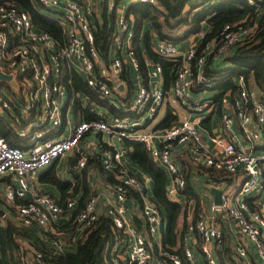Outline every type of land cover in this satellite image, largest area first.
Listing matches in <instances>:
<instances>
[{
	"label": "built area",
	"instance_id": "obj_1",
	"mask_svg": "<svg viewBox=\"0 0 264 264\" xmlns=\"http://www.w3.org/2000/svg\"><path fill=\"white\" fill-rule=\"evenodd\" d=\"M32 1L39 11L57 18L62 37L58 39L36 25L21 2H0V72L6 75L0 76V186L5 200L16 205V223L44 230L40 234L49 242L51 232L58 249H62L65 225L73 236L75 229L83 233L92 228L102 212L95 189L72 216L79 206L77 194L61 203L50 192L39 190L34 179L37 171L69 154L79 155L72 168L79 172L94 156L106 169L116 170L117 181L111 185L104 208L119 230L116 240L108 245V264H184V258L193 263L190 246L179 253L160 242L164 218L148 191L151 177L122 162L128 151L123 142L141 141L169 174V197L177 198L187 182V173L176 157L178 150L187 152L195 165L213 167L207 174L216 188L226 185L221 188L220 203L211 205V217L199 216L189 225L200 238L207 264H219L216 252L227 241L224 226L217 224L220 216L232 237L233 258L246 264L253 245L264 264V210L247 198L264 191V147L256 148L264 145L263 89L249 86L240 75L231 96L222 97L224 132L213 137L218 152L207 145L197 125L199 120L192 115L168 127L155 126L170 96L191 114L215 108L214 96L194 92V81L211 85L203 73L208 60L227 55L253 36L257 23L245 25L243 19L225 24L199 54L193 45L158 40L156 53L175 62L171 94L167 95L160 62L149 70L148 81L139 77L134 89L126 84L123 75L132 67L139 70L140 60L134 46V19L122 10L118 12L116 0L106 1L108 15L116 14L107 50L96 42L97 0ZM139 1L157 4V0ZM238 129L248 147L240 142ZM120 141L122 145H118ZM236 174L244 177L238 190L230 181ZM131 187L143 197L145 229L128 216ZM26 241L29 247H24L30 250L25 264H51L43 250Z\"/></svg>",
	"mask_w": 264,
	"mask_h": 264
},
{
	"label": "trees",
	"instance_id": "obj_2",
	"mask_svg": "<svg viewBox=\"0 0 264 264\" xmlns=\"http://www.w3.org/2000/svg\"><path fill=\"white\" fill-rule=\"evenodd\" d=\"M17 1L21 2L28 9L36 25L49 31L58 39L62 37V28L57 18L39 11L32 0ZM187 2L188 0H157V4L133 2L130 5L128 13H133L135 16L134 46L137 49L140 62H142L143 73L145 74L146 69L139 40L140 29L146 17L151 20L161 38H165L168 35L167 30L178 27L183 28L184 35L202 32V21H206L210 25V28L205 31L202 41L198 45L196 49L197 54L200 53L202 47L208 40L220 34L225 24L240 22L242 19H245L243 22L245 25H253L254 22L257 23L255 34L249 39L244 40L243 43L238 44L227 55L220 56L219 59L212 58L208 60L203 69L204 77L209 82H213V87H218L220 90L216 95L217 101L219 102H221L222 95L227 89L235 90V79L240 75H243L249 86L252 84L251 86H256L257 89H263L264 92V0H254L252 4L247 0H213L210 3L202 2L199 6L195 3L189 9H186ZM103 14L105 22L103 21L104 23L98 26L96 32V42L102 49L107 46L109 41L108 36L113 27H115V16H112L110 26L107 21L105 7L103 8ZM145 37L147 55L154 61L160 62L163 66L165 74L164 85L166 88L170 85L171 79H173V75L170 72L173 66L172 61L157 54L149 42V35L146 34ZM202 83L206 84L207 82L204 81ZM78 84L81 85L80 83ZM199 85L201 83L197 86ZM176 120L177 117L168 112L166 117L156 127H168L174 124ZM127 146L130 159L141 165L153 180V197L161 209L164 208L168 217L167 228L164 231V242L169 245L168 247L166 246L168 249H174L172 246L177 238H179V235H183L189 225L191 223L194 224L199 217V211L201 210L200 195L194 190L187 176L188 174H186V185L180 191L184 193L187 199L190 197L194 198V208L191 212L186 205L182 206L180 202L168 196L167 174L147 151L144 143L128 140ZM78 156V154H74L68 159V170L75 175V183H72L71 180L60 178L56 170V165L47 167L40 175L42 182L51 183L57 187L60 193V197H57V199L61 203H64L69 196L76 195L83 188L79 206L72 211V216L77 215L82 209L83 201L86 198L85 195L90 193V190L88 191L87 169L96 161L94 156L89 157L88 165L79 172L72 169L73 163ZM100 165L107 178L116 182V170L106 169L101 162ZM45 191L55 195L54 191L50 189ZM129 197L133 199L137 210H141L142 212L144 201L139 191L131 187ZM248 201L253 203L252 200L248 199ZM2 202L3 200L0 199V204ZM180 216L183 217V221L181 223V229L178 231L175 228H179ZM2 218L3 216L0 213V264H25L30 249L24 247L22 243L24 239L31 241L35 247L37 246L43 250L50 259L51 264H108L110 260L108 245L113 243L119 235V230L114 225L112 218L105 212H101L95 225L92 228L86 229L76 238L74 241V249H58L52 242L55 237L51 232L48 235L49 242L41 236L44 230L38 227L17 224L16 221L13 222L8 217L5 218L7 221L3 222ZM132 220L140 228H146V222L143 216H133ZM53 250L55 251L53 252ZM175 250L180 251L179 249ZM220 251L222 252L223 264H225L224 259L226 257V259L230 260L231 264H236L229 252L227 243L224 244Z\"/></svg>",
	"mask_w": 264,
	"mask_h": 264
},
{
	"label": "crops",
	"instance_id": "obj_3",
	"mask_svg": "<svg viewBox=\"0 0 264 264\" xmlns=\"http://www.w3.org/2000/svg\"><path fill=\"white\" fill-rule=\"evenodd\" d=\"M106 1L107 0H97V2L99 4L96 6L95 18L97 19L98 26H100V24L105 22V18H104V14H103V8L104 7L106 9L107 21L109 22V24H110V21L112 20L111 19L112 16L113 17L115 16V20H116L115 11L112 12L110 16L108 15ZM211 1H213V0H200V1L199 0H188L185 8L189 9L195 3H197L198 4L197 6H199V4H201L202 2L210 3ZM116 2H117V6L119 7L118 12H120L122 10L125 14L131 16L134 19V17H135L134 14L128 13L130 5L133 2H142V1H139V0H131V1H129V0H116ZM100 4H102V5L100 6ZM134 23H135V19H134ZM98 26H97V30H98ZM110 26H111V24H110ZM202 27H203L202 32L193 33L190 35H184L183 28H180V27L170 29V30H167L168 35H166L165 38H161V36H159L157 31L155 30L151 20L146 17L143 20V25L140 29V40H139V44H140V47L142 49L141 54H142V57L144 58V66L146 69L145 74L142 71V62H140L139 70H136L132 67V68L128 69L127 72L123 75V78H124L126 84H128L131 89H134L135 85H136V80L139 77H141L143 79V81H145V82L148 81L149 70L152 69L154 67V63L157 62V61H154L153 59H151L147 55V52L145 49V39H146L145 35L146 34L149 35V42L151 43L153 50H154V46L158 40H168V41L171 40L172 42L179 44L180 46L193 45L195 47H198V45L202 41V38H203L205 31H207L210 28V25L206 21H202ZM178 31H181V32H178ZM175 32L177 34H175ZM104 49L107 50V46ZM137 55H138V53H137ZM138 58H139V56H138ZM168 59L170 61H172L170 58H168ZM139 60H140V58H139ZM172 64H173V66H172V69L170 71L171 73H173V68L175 66V62L172 61ZM162 75H163V78L165 81L164 69H163ZM171 82H172V79H171ZM171 82H170V85H171ZM199 83H201V85L197 86ZM212 84H213V82L211 83V85L207 86L206 84L202 83L201 81L195 79L193 89H194L195 93H201L200 91L205 90V89L206 90L210 89V90L214 91L212 96H214V99L216 101L215 108L208 109V111H205L204 114H197V113L191 114L180 104H178L176 102H172V97L170 96L166 100V103L164 104L162 109L159 111L158 116L155 120V126H158V124L166 117L168 112H170L171 114H173L177 117L176 122L185 116L192 115L195 119L199 120L197 125H198L199 129L201 130L203 137L205 138V140L207 142V145L214 152H218L219 146L216 144L213 137H216L218 135H222L224 132L223 128H222L221 120H220V113H221L222 106H221V102L217 101V98H216V95L220 92V90L218 89V87H213ZM170 85L166 88L164 85V89L167 91V95L171 94ZM231 94H232L231 89H227L223 93L222 97L223 96L230 97ZM119 112H121V110H119ZM238 137L240 138V142L245 144L248 147V143L246 142V140L243 139V134L240 132L239 129H238ZM127 141L128 140H125L123 142L125 146H127ZM83 143L85 144L86 140L83 141ZM118 145H122V142L121 141L118 142ZM91 146H93V144H91ZM263 147H264V145L261 144V145H258L256 148H263ZM69 157H70V154L63 157V158H65L63 160V163H65V161H66V164H67V166L65 165L67 170L65 169L64 172H61V170L59 169V167L61 165V160L63 158L54 161L51 165H49L47 167H50L52 165H56V170H57V173H58L60 178L66 179V180L68 179V180H71L72 183H75L76 182L75 175L68 170V166H69L68 165V159H69ZM176 157L179 161V164L184 167L186 173L190 176V179H191L190 182L193 185L194 190L200 195L201 210L199 211V216H204L205 218H210L211 217L210 216L211 215V205L215 203V196H216V193L212 190V188H216V187L209 180L207 171L208 172L214 171L213 167L205 166L202 163L195 165L191 161L188 153L185 151L178 150L176 152ZM95 158H96L95 159L96 161L93 162L94 164H92V166H90L91 169H87V180H88V187H89L88 191L90 190V192H91L92 189H95L97 194L100 196V208H101L102 212H104L106 198H107V196H109L112 193L111 192V185H112L113 181H111V179L107 178L106 174L104 173V171L100 165L99 158H97V157H95ZM122 162L129 169L133 170L134 172H137L138 174H141V175H143L145 173L148 174V172L145 171L141 165H139L138 163H136L132 159H130V155L128 154V152L122 156ZM158 165L161 166L159 163H158ZM46 168H43V169L37 171L36 177L34 179V183L39 190L50 189L51 191H54L55 197H60L59 190L57 189V187L55 185H52L51 183H47V182H42L40 180V175H41L42 171ZM162 169L167 174V178H168L167 184H169L170 176L163 167H162ZM243 178L244 177L242 174H236V175L231 177L230 181L233 183V186L236 188V190H238L239 186H241ZM224 186H226V185H221L218 188L221 189ZM153 187H154L153 180L151 179V181L149 182L148 191L152 195H153V190H154ZM224 188H226V187H224ZM0 189L2 190L1 186H0ZM1 190H0V199L3 200V202L0 204L1 210H2V212L0 210V213H1V216H3V218H2L3 222L7 221V220H5L6 217L10 218L14 222L16 219L15 216L17 213L16 205L12 202H7L4 198L3 190H2V192H1ZM76 194H77L76 196L79 198V203H80V199H81L80 197L83 194V188H81V190ZM88 195L89 194L85 195V197H87ZM247 198L249 200H252V202L254 201L258 207H260L264 210V191L259 192L258 194L254 195V196L248 195ZM172 199L180 202L182 206L186 205L187 208L191 212L193 211L194 202H195L193 197H190L187 199L186 196L184 195V193L180 192L178 194L177 198L173 197ZM128 205H129L128 216H131V218L133 216H143L141 210H137V206L134 205L133 199H131V198L128 199ZM162 212H163V218H164V226H162V228L160 229L158 237L160 238V242L162 243V245L165 248H167L169 245L164 242V231L167 228L168 217H167V213L165 212L164 208H162ZM62 219L64 220V218H62ZM179 221H180L178 224L179 228H175V230H178V231L181 229V223L183 221L182 216H180ZM217 224L218 225L220 224L222 227L224 226V228H225V231L227 234L226 243L229 247V252L233 257V254H232L233 253V251H232V237L229 234V231L227 230L226 222L223 219V217L220 216L217 219ZM75 230H76L74 232L75 235L73 236L71 234V232L69 231V227L67 228L66 225L64 226V233H68L69 235H71L73 237L71 239L72 240L71 243L66 242V240H64V238H62V240H63L61 243L62 248L71 249V250L75 248V243H74L75 239L74 238H77L79 236V234H81L77 229H75ZM162 234H163V237H162ZM22 243L24 246L29 247L26 239L22 240ZM152 245L154 247H157L156 242H152ZM187 245L190 246L192 251H193L194 260L192 263L187 258H184V264H207L206 258L200 249V238L197 237L195 230L190 229V227L187 228V231L183 235H179V238H177L176 242L173 244L172 247L174 249H179L180 250L179 252L183 253V248ZM216 255L218 257L219 264H223L222 252L220 250H218L216 252ZM226 258L225 259L223 258L225 260V264H231L230 260H228ZM246 260H247L246 264H262L261 259L258 256V253L256 251V248L253 245H251L249 248L248 257ZM235 263L236 264H244L238 260H235Z\"/></svg>",
	"mask_w": 264,
	"mask_h": 264
},
{
	"label": "rangeland",
	"instance_id": "obj_4",
	"mask_svg": "<svg viewBox=\"0 0 264 264\" xmlns=\"http://www.w3.org/2000/svg\"><path fill=\"white\" fill-rule=\"evenodd\" d=\"M129 1H131V0H129ZM200 1V0H199ZM243 20V19H242ZM178 32H181V31H178ZM175 34H177L176 32H175ZM201 92V95L203 94L204 96H206V97H208V96H212L213 95V93H214V91H212V90H201L200 91ZM74 154V153H73ZM65 158H63L62 160H61V165H60V167H59V169L61 170V172H64L65 171V169L67 170V168L65 167V165L67 166V164H66V161H65V163H63V160H64ZM64 164V165H63ZM1 190V189H0ZM1 192H2V190H1ZM63 238H64V240H66V242H68V243H71L72 242V237L73 236H71V235H69L68 233H64L63 235ZM75 240H76V238H75Z\"/></svg>",
	"mask_w": 264,
	"mask_h": 264
},
{
	"label": "water",
	"instance_id": "obj_5",
	"mask_svg": "<svg viewBox=\"0 0 264 264\" xmlns=\"http://www.w3.org/2000/svg\"><path fill=\"white\" fill-rule=\"evenodd\" d=\"M0 76H6V75H4V74H2V73L0 72ZM212 190L216 193V196H215V203H216V204H219V203H220L221 189H219V188H212ZM1 212H2V210H1Z\"/></svg>",
	"mask_w": 264,
	"mask_h": 264
}]
</instances>
